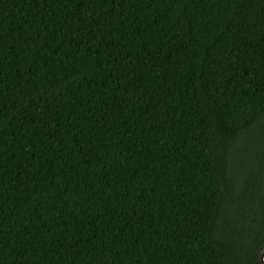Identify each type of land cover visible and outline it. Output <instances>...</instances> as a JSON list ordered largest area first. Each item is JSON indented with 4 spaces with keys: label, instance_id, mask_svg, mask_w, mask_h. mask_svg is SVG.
<instances>
[{
    "label": "trees",
    "instance_id": "obj_1",
    "mask_svg": "<svg viewBox=\"0 0 264 264\" xmlns=\"http://www.w3.org/2000/svg\"><path fill=\"white\" fill-rule=\"evenodd\" d=\"M264 0H0V264H263Z\"/></svg>",
    "mask_w": 264,
    "mask_h": 264
},
{
    "label": "water",
    "instance_id": "obj_2",
    "mask_svg": "<svg viewBox=\"0 0 264 264\" xmlns=\"http://www.w3.org/2000/svg\"><path fill=\"white\" fill-rule=\"evenodd\" d=\"M259 258L260 261L264 264V244L259 248Z\"/></svg>",
    "mask_w": 264,
    "mask_h": 264
}]
</instances>
